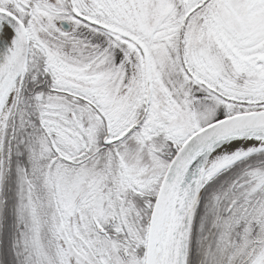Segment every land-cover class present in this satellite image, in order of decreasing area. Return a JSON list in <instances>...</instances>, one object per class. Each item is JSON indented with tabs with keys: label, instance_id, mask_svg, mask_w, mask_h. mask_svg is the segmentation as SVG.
I'll return each instance as SVG.
<instances>
[{
	"label": "snow or ice",
	"instance_id": "6c2138e0",
	"mask_svg": "<svg viewBox=\"0 0 264 264\" xmlns=\"http://www.w3.org/2000/svg\"><path fill=\"white\" fill-rule=\"evenodd\" d=\"M0 264H264V0H0Z\"/></svg>",
	"mask_w": 264,
	"mask_h": 264
}]
</instances>
